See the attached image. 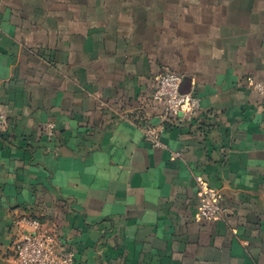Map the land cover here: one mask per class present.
I'll use <instances>...</instances> for the list:
<instances>
[{"label": "crops", "instance_id": "1", "mask_svg": "<svg viewBox=\"0 0 264 264\" xmlns=\"http://www.w3.org/2000/svg\"><path fill=\"white\" fill-rule=\"evenodd\" d=\"M166 70L197 116L151 99ZM262 80L264 0H0V264L27 215L74 264H264Z\"/></svg>", "mask_w": 264, "mask_h": 264}, {"label": "built area", "instance_id": "2", "mask_svg": "<svg viewBox=\"0 0 264 264\" xmlns=\"http://www.w3.org/2000/svg\"><path fill=\"white\" fill-rule=\"evenodd\" d=\"M183 76L180 73L166 70L155 77V89L151 99L161 103L167 115L182 114L193 118L201 110L199 98L182 91ZM249 88L264 98V80L251 82ZM138 113V112H137ZM133 120L143 128L144 140L153 147H163L159 128L147 124L139 116ZM7 126L6 115L0 111V132ZM44 134L47 138L55 137V126L49 124ZM200 217L205 220H218L226 212L222 204V196L218 190L207 186L201 187ZM19 234L10 246L14 264H74L76 253L73 249L65 247L58 238L57 230L44 228L38 219L22 216L17 222Z\"/></svg>", "mask_w": 264, "mask_h": 264}]
</instances>
